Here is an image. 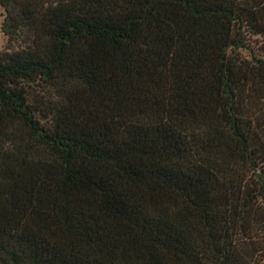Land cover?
<instances>
[{"label": "trees", "instance_id": "trees-1", "mask_svg": "<svg viewBox=\"0 0 264 264\" xmlns=\"http://www.w3.org/2000/svg\"><path fill=\"white\" fill-rule=\"evenodd\" d=\"M0 7V264H264V0Z\"/></svg>", "mask_w": 264, "mask_h": 264}, {"label": "rangeland", "instance_id": "rangeland-1", "mask_svg": "<svg viewBox=\"0 0 264 264\" xmlns=\"http://www.w3.org/2000/svg\"><path fill=\"white\" fill-rule=\"evenodd\" d=\"M3 20H4V14H3V10L0 7V50H4L7 46V36L5 35L4 31H3ZM17 46L14 45V48H16Z\"/></svg>", "mask_w": 264, "mask_h": 264}]
</instances>
